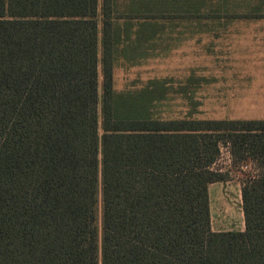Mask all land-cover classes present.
<instances>
[{
  "label": "trees",
  "instance_id": "trees-1",
  "mask_svg": "<svg viewBox=\"0 0 264 264\" xmlns=\"http://www.w3.org/2000/svg\"><path fill=\"white\" fill-rule=\"evenodd\" d=\"M161 5L205 3L0 0V264H264V120L169 116L158 81L113 87L118 59L153 56ZM222 146L256 170L239 231L211 228Z\"/></svg>",
  "mask_w": 264,
  "mask_h": 264
},
{
  "label": "rangeland",
  "instance_id": "rangeland-1",
  "mask_svg": "<svg viewBox=\"0 0 264 264\" xmlns=\"http://www.w3.org/2000/svg\"><path fill=\"white\" fill-rule=\"evenodd\" d=\"M201 1L204 6H155L154 24L145 29L155 40L141 47L143 51L150 47L153 56L135 63L118 59L114 89L140 90L156 80L169 98V116L264 120V0H218L233 1L230 5ZM247 10L254 15H245ZM97 18L100 29V15ZM215 166L230 172L229 179L208 185L211 228L243 230L241 186L246 174L256 172L254 164L233 167L228 148L222 146Z\"/></svg>",
  "mask_w": 264,
  "mask_h": 264
},
{
  "label": "crops",
  "instance_id": "crops-1",
  "mask_svg": "<svg viewBox=\"0 0 264 264\" xmlns=\"http://www.w3.org/2000/svg\"><path fill=\"white\" fill-rule=\"evenodd\" d=\"M242 230V229H241Z\"/></svg>",
  "mask_w": 264,
  "mask_h": 264
}]
</instances>
